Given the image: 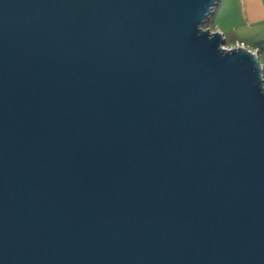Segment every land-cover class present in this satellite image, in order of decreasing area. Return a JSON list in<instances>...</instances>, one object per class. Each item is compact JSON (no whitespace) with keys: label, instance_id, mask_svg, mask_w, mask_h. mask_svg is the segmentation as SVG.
I'll return each instance as SVG.
<instances>
[{"label":"water","instance_id":"95a60500","mask_svg":"<svg viewBox=\"0 0 264 264\" xmlns=\"http://www.w3.org/2000/svg\"><path fill=\"white\" fill-rule=\"evenodd\" d=\"M217 0H0V264H264L258 54Z\"/></svg>","mask_w":264,"mask_h":264},{"label":"crops","instance_id":"0c3cea01","mask_svg":"<svg viewBox=\"0 0 264 264\" xmlns=\"http://www.w3.org/2000/svg\"><path fill=\"white\" fill-rule=\"evenodd\" d=\"M211 22L225 42L252 49L264 39V0H217Z\"/></svg>","mask_w":264,"mask_h":264},{"label":"trees","instance_id":"16d2710c","mask_svg":"<svg viewBox=\"0 0 264 264\" xmlns=\"http://www.w3.org/2000/svg\"><path fill=\"white\" fill-rule=\"evenodd\" d=\"M216 6L213 7V12H214V9H215ZM213 12L211 14H209L204 20H203V23H202V26L203 27H209V24L212 20V16H213ZM255 47L257 48L258 50V53H261L262 51L264 52V41L263 40H260L258 41L256 44H255ZM259 59V58H258ZM262 76L264 78V65L262 66Z\"/></svg>","mask_w":264,"mask_h":264},{"label":"rangeland","instance_id":"374dc122","mask_svg":"<svg viewBox=\"0 0 264 264\" xmlns=\"http://www.w3.org/2000/svg\"><path fill=\"white\" fill-rule=\"evenodd\" d=\"M216 6V5H215ZM201 27H203V26H201ZM203 28H205V27H203ZM207 28H210L211 30H216V29H214V25L212 24V22H210V24H209V27H207ZM263 41H264V39H263ZM225 45L226 46H228V47H231V46H234V45H236L235 43H231L230 41H226L225 42ZM255 45V44H254ZM249 47H251L252 49H257L255 46H252V45H249ZM258 58H259V62L262 64V66L264 65V52L262 51L261 53H258Z\"/></svg>","mask_w":264,"mask_h":264},{"label":"built area","instance_id":"2783aa9c","mask_svg":"<svg viewBox=\"0 0 264 264\" xmlns=\"http://www.w3.org/2000/svg\"><path fill=\"white\" fill-rule=\"evenodd\" d=\"M243 46V47H245L243 44H241V43H236V45H234V46H231V47H235V46ZM225 47L226 48H229L228 46H226L225 45ZM247 48V47H246ZM249 49V48H248ZM250 51H252L253 53H255V54H258V50L257 49H249Z\"/></svg>","mask_w":264,"mask_h":264}]
</instances>
